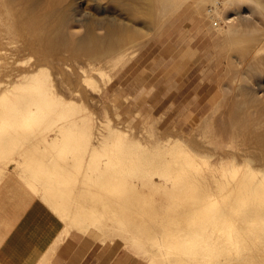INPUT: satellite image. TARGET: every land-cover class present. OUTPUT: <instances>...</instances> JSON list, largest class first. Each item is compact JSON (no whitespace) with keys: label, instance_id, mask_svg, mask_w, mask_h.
Wrapping results in <instances>:
<instances>
[{"label":"rangeland","instance_id":"1","mask_svg":"<svg viewBox=\"0 0 264 264\" xmlns=\"http://www.w3.org/2000/svg\"><path fill=\"white\" fill-rule=\"evenodd\" d=\"M150 1L151 8L149 0L135 8L134 0H0V80L42 74L22 89L0 85L1 194L12 198L13 213L37 201L63 228L72 227L67 239L80 254L72 264H151L132 252L122 234L97 229L98 219L114 227L148 221L162 250L181 264L200 251L190 245L192 238L219 235L236 245L247 231L249 244L227 249L218 263L247 264L250 256L249 264H264V217L257 214L264 210V194L250 199L248 191V199L243 189L222 187L238 173L205 169L212 160L205 156L243 147L235 122L239 103L251 96L240 89L264 86V49L254 57L251 41L264 31V0L225 2L214 19L206 11L215 8L210 0L203 11L197 0H170L166 8L160 7L166 0ZM66 6L79 7L77 16L84 19L70 21L66 35L86 34L87 20L113 21L125 32L121 51L92 61L62 51V59L44 60L39 50L46 52V44L37 40L48 30L42 21L53 14V22ZM91 32L103 36L106 30L94 24ZM31 93L39 103L31 104ZM180 156L196 157L194 172L192 162L188 168L193 177L187 166L182 171L186 161ZM6 162L10 167L4 169ZM20 174L52 182L51 194H61V205L55 210L31 192ZM81 213L89 231L70 222ZM53 262L59 264L56 255ZM154 264H160L158 257Z\"/></svg>","mask_w":264,"mask_h":264},{"label":"bare ground","instance_id":"2","mask_svg":"<svg viewBox=\"0 0 264 264\" xmlns=\"http://www.w3.org/2000/svg\"><path fill=\"white\" fill-rule=\"evenodd\" d=\"M118 1L124 2L125 0H118ZM141 1H143V0H134L135 8H140V6H142ZM149 2L150 3L147 2L148 3L147 7L151 8L153 3L150 0H149ZM210 2H211V5H213L212 7H215V8L214 9L213 8L207 9L206 11H207L209 17L214 19V16H213L214 13H219L218 9H220V6H222L223 3H225V2L226 3H232L233 1L231 2V0H210ZM168 3H170V0H166V3H164L160 7L166 8ZM196 3H198L197 5L201 9V11H203L205 0H197ZM78 9H79V7L71 9L70 6H66V7L59 9V11L57 13V19H55L53 22H50V19H51L53 14L47 15L43 19L42 24L44 27L42 30H45V31H46V29H48V30L46 31V33L42 32L39 35L37 40L45 42V44H46V52H42L41 50H39L40 54L45 56L44 60H46L47 57L53 58L56 60L62 59L61 58V52L62 51L71 52L75 57H80L81 55L85 56L90 61L99 60V59H106L109 55H111L115 52L117 53V52L121 51V49L124 45V42H125V38H124L125 32H124L122 26H119V24L118 25L115 24L113 21L102 20V19L87 20L86 23L84 24L87 28L86 34L78 37L77 39H73L71 36L66 35L65 27L70 23V21L73 20V21H76L78 23H83V21H84L83 18H81L80 16H77L78 12H79ZM226 18H227V16H226ZM234 19L235 18H231V17L227 18V20L229 22H233V23H234ZM193 21L198 23L194 17H193ZM94 24H96L98 27H100L102 29H105L106 33L103 36H99V35L92 33L91 31L93 30ZM216 26H218V25H216ZM219 26H221V25H219ZM222 30L224 31V28L221 29V31ZM227 31H229V29H227ZM261 31H259V34ZM242 36L244 37V35H241V37ZM251 41L254 43L252 53L254 54V57H255V55L259 54L264 49V47L261 48V44L264 43V31L260 35H258V37L252 39ZM42 45H43V43H42ZM183 47H185V46H183ZM182 50H183V48H181V51ZM246 50L247 49L241 48V54H243V56H245V53L247 52ZM248 50H249V48H248ZM263 54H264V52H263ZM250 61H252V60H250ZM259 61L262 65H264V57L259 59ZM39 62L40 61H38L36 63V66L40 67ZM250 64H251V62H250ZM255 64H256V62H255ZM250 69H251V67H250ZM39 71H37L36 73H33L32 75L21 74V76L14 78V79H13V77L11 78L10 75L6 76L7 80H5V81L0 80V85H5V87H7V89H11L12 87H15L16 85L19 84L21 89L25 88V87H27L26 86L27 80H33V79L35 80V79L40 78V76L42 74H41V70H39ZM242 73H243V71H242ZM242 73H241V78H242ZM245 77H247V76H245ZM247 78L245 80H247ZM241 86H243V84ZM256 86H254V87H256ZM224 87H226V86H224ZM240 93L242 96H245V97L247 95L251 96V98H249L247 100H243V101H241V103H239L238 108L240 109V111L237 115L236 122H235L236 126H237L236 128H237L238 134H239V136L241 135L240 137H242L241 139H242L243 147H242V145H240L237 148V152H235V153L224 151L222 153H218L217 156H215V154H209L208 156L204 155L205 157H209V158L212 157V160H209L207 162V164L205 163L207 166L205 164L204 165H205V169H206V167L213 168V169H214V167H219V168L228 167V168H230L232 170V173L233 172L238 173L239 176H238V178L234 179V181H233V179L229 180V178L227 179V181L221 180V181H223V182H221L222 187L223 188L232 187V188H234L233 190L243 189V190H241V194L245 195V197L247 196L246 198H248V199H249V196H250V199L254 196H256L257 198L258 197L260 198V195L264 194V86L258 85V87L255 89H251L250 87H242L240 89ZM240 93L238 96H240ZM29 99H30L31 104L39 103V101L36 100V95L34 93H31L29 95ZM68 106L72 109L74 107V104L68 103ZM12 119H14V117H12ZM9 121H11V118L8 120V122ZM201 124L202 123H199L198 126L200 127ZM10 133H12V132L8 133V131H7V133H5V134H8V137H9ZM177 152H180V151H177ZM195 153L197 155H200V154H198V152H195ZM184 156L186 157V155H184ZM178 158L181 159V156L177 157V159ZM182 158L184 161L183 162L181 159L183 164L186 161V164L184 166H182V168H183L182 171L184 172V167L187 166L186 167L187 169L185 168L186 173H187L189 166L191 167L192 165H193L192 169L189 168V170L193 171V169H194L193 161L196 159V157L191 156L190 161H188V159H186V158L184 159V157H182ZM179 162L177 163L178 164L177 166L181 167ZM191 162H192V165H190ZM8 163L9 162H6L4 169H6L7 167H10ZM187 163L189 165H187ZM159 166L161 167V165H159ZM175 168H178V167H174V169ZM179 168L177 170H179ZM228 168H226V170ZM195 169H197L196 172H197V176H198V171H200V170L196 166H195ZM189 170H188V172H189ZM207 170H208V168H207ZM209 170H211V169H209ZM12 171H14V170H12ZM229 171H227L226 178H227V175L229 176ZM262 172H263V174H262L263 177L258 178L257 177L258 173L260 174ZM189 173H190V175L192 174L191 172H189ZM193 175H191V176L193 177ZM21 176L22 175L20 174V177ZM223 176H221V177L223 178ZM21 178L25 181V184L35 194H37L42 200H44L48 203H51L53 206H55L54 209L56 210V208H57L56 206L60 204L59 199L61 198V194H56V193L51 194L52 188L54 189V187H53L54 184L52 182L44 181L41 178H38L36 176L35 177H26V176L24 177V176H22ZM2 179H0V181ZM197 179H198V177H197ZM205 180H208V179H205ZM209 180H210V178H209ZM203 181L204 180H202L201 182H203ZM198 182H199V180H198ZM209 182H208V184H209ZM214 184H215V181H214ZM217 185H219V183H217ZM248 191H249V196H248V194L247 195L245 194ZM243 195H242V197H243ZM210 197L212 199L213 195L208 196V198H210ZM47 205H50V204H47ZM257 214L259 216L264 217V210L263 209L257 210ZM78 215L80 217H75V218L70 220L71 224H73L72 226L73 227L76 226L77 228L81 229L84 232L89 231L91 229V227L86 226L88 220L81 217V215H84V214L81 213ZM65 216L69 217L70 214L68 213ZM96 216H98V215H95L94 217L96 218ZM106 222L107 221H105V220L98 219L97 229H99L100 231H102L103 233H105L111 237L122 234L128 240V245H129L128 247H133L131 249L132 252L134 251L133 249H136L139 254L141 253L144 255V256H142V258L144 259V257H146L147 260H149L151 262V264L155 263L157 257H158L160 264H181L182 263V261H176V260L172 259L169 256V252L166 248L163 247L164 250L166 249V252L162 250V245L160 244V238L161 237L156 236V235H158L157 234L158 230L156 229V227H153L154 225L153 226L147 225L149 223L148 221H147L148 223L145 222L144 224L142 223L141 225H139V224L133 225L130 222H127L128 224L124 225L123 222H120L121 224L119 226L115 225V227L113 224L109 225ZM96 223H97V221H96ZM96 223H95V225H96ZM99 223L101 225H99ZM68 226H67V228L66 227L64 228L62 240L66 239L68 237V235L70 234L72 227H68ZM156 231H157V233H156ZM245 232H244V234H242L240 236V238L242 239V241H240V244H236V245L231 244L230 241L228 242V240H230L231 237L227 238V237H223V236H219V235H216V236L211 235V236H208L206 238H200V239L192 238L190 240V245L195 247V250L200 249V251L198 250L199 252H195L194 254L188 255L189 257H187V259L185 258L183 263H185V264H220V263H218L220 260L219 258L225 253V251L227 249L232 248V250H233V247H236L240 250V248H242V247L245 248L247 246V244H249L248 243L249 235H247V231H245ZM148 240L153 241L152 245H150L151 242L148 243L149 242ZM192 246L190 248H192ZM251 246H252V244H251ZM155 247L156 248L158 247V250H156ZM188 247H189V245H188ZM134 253H135V251H134ZM137 256H139V255H137ZM249 259H250V256H249ZM249 259L247 261V264H249ZM235 260H237V259H235ZM243 261L245 262V260H243ZM253 262H254V260H253ZM234 264H235V262H234ZM238 264H240V262H238Z\"/></svg>","mask_w":264,"mask_h":264},{"label":"crops","instance_id":"3","mask_svg":"<svg viewBox=\"0 0 264 264\" xmlns=\"http://www.w3.org/2000/svg\"><path fill=\"white\" fill-rule=\"evenodd\" d=\"M28 189L33 192L29 187ZM1 193L2 191L0 264H55L53 262L55 255L59 264H72L78 261L77 257L80 258V254L77 244L71 239L62 240L64 228L57 216L37 201L27 205L19 214L13 213L12 198ZM22 200L20 197L18 201ZM11 217L15 218L13 224Z\"/></svg>","mask_w":264,"mask_h":264}]
</instances>
